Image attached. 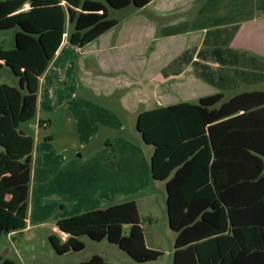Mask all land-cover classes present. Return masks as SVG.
<instances>
[{
	"label": "crops",
	"instance_id": "1",
	"mask_svg": "<svg viewBox=\"0 0 264 264\" xmlns=\"http://www.w3.org/2000/svg\"><path fill=\"white\" fill-rule=\"evenodd\" d=\"M189 1L32 0L28 4L26 0H0V28L25 30L28 35L23 43L27 48L31 46L27 51L9 49L15 56L10 64L15 65L20 77L18 91L37 92V112L59 106L77 125L82 123V110L94 109L90 107L91 99L103 102L105 108L94 109L92 118L99 127H93L92 131L105 135L103 144H110L115 152L112 156L103 147L89 153L87 160L82 154L77 156L84 160L79 162L64 157V151L57 152L53 165L46 170L45 156L38 165V154H33L34 139L33 148L29 147L31 136L18 127L16 132H7L5 139L1 136L3 148L14 140H19L21 146L27 139L30 141L27 149L31 150L26 154L24 144L22 151L10 148L9 154L8 150L0 153V182L5 179L11 185L28 186L26 210L22 214L3 211V204L13 195L0 198V222L13 217L23 224L22 229L6 236L26 232L33 225L47 226L46 222H50L49 243L57 256L82 253L85 250L82 237L96 244L106 243L102 254H93L75 264H156L164 258L168 259L167 264H172L176 250L224 237L226 264H264V229L256 230L254 244L249 243L251 221L246 218L254 219L253 216L233 214V219L238 221H235L237 241L230 242L234 232L227 211L209 182L211 150L206 133L208 125L252 110H248L246 103L258 98L261 91L236 92L240 88L220 91L202 81L194 69L193 78L185 79L189 67L193 68L191 64L183 65L178 75L167 71L174 60L193 49L182 47L180 53L167 58L161 43L201 33L199 48L193 51L202 49L205 30L162 36L163 30L191 23L207 0L199 2L191 19L175 17L184 12L183 5ZM110 9L125 13V21L110 18ZM132 12L148 14L149 21L144 24L126 21ZM258 23L253 18L240 21L229 47L263 61L264 47H252L256 39L264 37V22H260L261 31ZM153 25L159 27L160 36L146 37L147 27ZM19 36L13 45L20 44ZM151 43L157 48H151V57L147 58L146 47ZM158 50L161 56L156 55ZM192 61H196V54ZM141 76L150 78V102L138 111L136 80ZM154 82L159 90L153 88ZM2 88L8 92L15 89L7 85ZM79 88L86 96L78 97ZM217 104L219 110L210 111L209 107ZM121 112L136 118L135 129L142 146L132 150L128 147L127 166L120 162L125 149L116 148L110 139L121 131ZM39 122L50 125V119L46 122L39 117L40 128ZM92 131L84 133L90 135ZM76 132L83 150L95 139L92 134L84 138L79 129ZM36 142L38 149L39 141ZM150 166L154 178L151 181L147 177ZM123 182L126 186H122ZM45 188L49 190L48 202L53 200L48 213L44 212L46 207L35 208L43 199ZM154 195L163 200L160 204L161 221L166 226L163 232L156 229L159 219L140 211V204H149ZM256 216L264 222V215ZM1 262L11 261L1 258Z\"/></svg>",
	"mask_w": 264,
	"mask_h": 264
},
{
	"label": "trees",
	"instance_id": "2",
	"mask_svg": "<svg viewBox=\"0 0 264 264\" xmlns=\"http://www.w3.org/2000/svg\"><path fill=\"white\" fill-rule=\"evenodd\" d=\"M255 12L264 15V0H207L201 5L191 23L184 22L162 31L163 37L191 31H206L202 49L197 52L185 51L168 66L167 71L178 75L183 65L191 64L202 81L220 91H231L244 85L264 82V62L246 52L229 47L238 29V23L251 20ZM24 38L25 36H19L20 44H16L15 51H27L31 48L24 45ZM39 47L43 49L42 46ZM44 54L42 50V55ZM194 54L196 61H192ZM210 62L215 68L210 66ZM0 91L2 94L6 93L5 88H0ZM42 123L39 122V125H44ZM206 133L211 150L209 182L214 195L227 211L230 227L234 232L230 242L237 241V220L233 219V214L240 212L254 217L246 218L251 221L249 243L253 245L256 239L255 231L264 229V222H260L262 219H257L256 216L264 215V106L208 125ZM45 140H51V137ZM19 142L14 140L5 147L7 153L9 154L10 148L22 151L24 144L26 154L29 153L27 147L30 141L25 139L21 146ZM149 177L150 181L154 179L151 166ZM5 195H13V198L3 204L4 212H25L28 196L26 184L11 185L2 179L0 198ZM22 228V222L12 217L0 222V235H7ZM224 239L216 237L178 249L173 253L172 264H226ZM0 264L12 263H2L0 258Z\"/></svg>",
	"mask_w": 264,
	"mask_h": 264
},
{
	"label": "rangeland",
	"instance_id": "3",
	"mask_svg": "<svg viewBox=\"0 0 264 264\" xmlns=\"http://www.w3.org/2000/svg\"><path fill=\"white\" fill-rule=\"evenodd\" d=\"M190 1L189 3L187 2L185 5H183L184 12L175 15V17H184L185 19H191L193 17L197 5L202 0H194V2ZM26 2H28V4H32V0H26ZM109 15L110 18L123 20V17L126 14L121 11L110 9ZM147 17L148 14L146 13H136L135 15V13L132 12L131 14H129L126 21L131 20L137 21V24H144L146 21H149V18L146 19ZM253 19L258 20L259 23L257 24V26L258 29H260L261 31L263 28L261 27L262 23L260 22H264V15L259 12H255ZM123 26L124 25L120 26L119 29H122ZM20 34L25 37H27L28 35V33L25 32V30L23 29H0V88H2V86L5 87V85L15 88L14 90H11L9 92L6 91V93L4 92L3 94L0 91V138L1 136H3L2 138L5 139V134L7 132H16V127L22 130L24 134L31 136L32 139L30 141L32 142L33 139L35 140V148L33 154H38V165L41 164L42 156H45L43 164L46 165V170H48L49 167L53 165L54 154L57 152L64 151V157H68L69 159H72L77 162L84 161L77 156L82 154L83 159L87 160L86 157L89 156V153L91 154L93 151H97L99 149H102L103 147L107 149L113 156L115 154L113 146L108 147L103 144L102 138L105 137V135L99 134L98 130L97 134L96 130L92 131L93 127H96V129H98L99 127L98 124L95 123L92 118L93 112H95L94 109L97 108V106L105 108V104H103V102H100L96 99H91L90 107L94 109L90 108L89 111L87 109L86 111L82 110L81 113L83 120L82 123L77 125V122H75V120L70 115H67V113L62 108H59V106H55V108H48L47 110H44L41 113H39V111L37 112L35 102L37 92L28 91L26 90L27 88L25 89L26 91H18V89L21 88L20 77L17 76V69L14 67L15 65L10 64L11 61H15V56L12 54L13 52H9V49L14 48L15 46L12 51L17 52L15 51L16 44L13 45V40L16 38V36H19ZM200 35L201 33H191L187 36L176 37L171 41L161 43L163 45V47H161L163 48V55H167V58H170V56L180 53L179 51L182 47H189L193 50H196V48H199L198 43L200 40ZM147 36L152 38L159 37V27H155V25H153L152 28L151 26L147 27L146 37ZM253 43L254 44H252V47H254V45L264 47V37H259ZM153 47L157 48V45L155 43H151L146 47V49H148L147 54L145 55L147 58L151 57L152 52L150 51V49ZM164 49L166 50L164 51ZM161 54L162 52H160L159 50L158 52H156V55L158 56H161ZM262 60L264 61V59ZM209 64L210 66H212V68H215L214 64H212L211 62ZM193 75V68L190 66L188 73L185 74V79H191L193 78ZM136 81L138 88L135 92V106H137L138 111H141V108L146 106L150 102L149 88H151V83L150 78L144 76L139 77ZM147 88L148 90H146ZM153 88L155 90L158 88L159 90L160 87L156 86L154 82ZM247 90L261 91V94H259L258 98L254 97V99H250L249 102L246 103L250 107L248 108V110L264 105V82L253 85H244L240 87L239 91L237 90L236 92L239 93L240 91ZM225 93L227 94V92ZM83 95L86 96L84 90L79 88L78 97L82 98L84 97ZM121 95H123V92L121 93ZM86 100L88 99L86 98ZM222 101H226V99L223 98ZM218 104L220 105L221 103L218 102ZM218 104L214 108L210 106V111L219 110ZM39 117L44 119L46 122L48 121V119H50V125H48V127L47 125H40V128L39 126L37 127V121ZM119 119L121 120V131L118 135L115 134L117 135L114 136L115 138H113L112 135L110 139L111 143L116 144V148H120L122 150L125 149V151H123L124 153L120 157V162L122 166H127L129 162V156L126 150H129V148L131 149L133 147L141 149L142 146L140 143L139 134L135 129L136 118H132V116L129 117L128 115H125L123 112H121ZM195 127L196 126L194 125L193 128ZM76 129L80 130L84 138L90 137L91 134L95 138L92 142H87L89 145H87L84 150L79 145L80 143L82 144V141L80 142L78 140L79 138ZM87 131L92 132L90 135L85 134L84 132ZM48 135H52L51 139L53 140L46 141L45 138ZM114 139L118 140L115 142ZM36 140L39 141L38 149L36 147ZM1 143L2 142L0 140V153H5V151L7 150L2 147L3 144ZM30 148H33V142ZM147 169L149 171V167H147ZM147 177L148 179H150L149 172L147 174ZM122 186H126V184L123 182ZM151 192H153V190ZM139 194H142V192H139ZM48 195L49 190L48 188H45L44 195H41L43 199L41 198L39 205L36 204L37 206H35V208L46 207L44 212L48 213L49 210L52 209L51 203H53L52 199L50 200V202H48ZM44 199L45 201H42ZM161 201L163 202L160 197H156V195H154L151 199V202L149 201V204L145 205L146 202H142V204H140L141 212L149 213L150 215H152V217H156V219H159L158 225L156 227L158 232H163L166 229V226L161 221ZM47 220L50 221V218H48ZM46 224L47 226L43 225L41 227L33 225L34 227L32 226L30 229H28V231L19 233L14 236L8 237L6 235H0V258H2V260H9L13 264H20L19 262H22V264H75L79 261H84L85 259H88L93 254H100L103 249L106 250V243L96 244L88 240L86 237H82L80 238V240L85 245V250L82 253H70L66 256H57L54 253L51 244L49 243L48 232L50 230V222H46ZM145 225L148 226L149 222L146 221ZM146 231L148 232V229H146ZM7 250L9 252H7ZM167 263L168 259L164 258L156 264ZM121 264L131 263L122 262Z\"/></svg>",
	"mask_w": 264,
	"mask_h": 264
}]
</instances>
